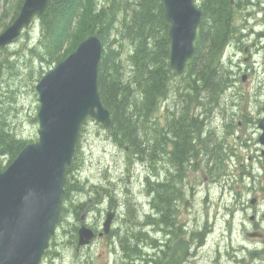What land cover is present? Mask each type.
Listing matches in <instances>:
<instances>
[{"label": "trees", "instance_id": "obj_1", "mask_svg": "<svg viewBox=\"0 0 264 264\" xmlns=\"http://www.w3.org/2000/svg\"><path fill=\"white\" fill-rule=\"evenodd\" d=\"M22 3L23 0L16 1L12 20L17 17ZM226 7L229 5L224 0H201L202 15L194 42L195 52L183 73L177 75L169 66V25L162 0H51L48 8L35 20L39 35L36 43L27 48L30 68L31 71L36 69L34 63L39 61L38 75L43 64L59 63L85 38L97 36L103 46L98 64V93L111 119L110 125L104 128L107 136L124 150H129L132 163L147 162L151 166L150 161L155 163L160 159L159 147L163 145L164 153L168 148L167 155L178 163L177 167H183L180 164L194 152L190 133L194 132L195 139L199 140L203 128L198 114L202 115V106L213 102L204 95L201 83L228 41L231 22L226 16ZM6 17L2 15L0 22ZM124 42L130 46L127 77L120 61ZM1 66L2 62L0 69ZM172 94L176 97L177 107L182 105L186 109L179 115L176 111L166 113L165 127L159 129L157 126L156 129L154 116L160 103L169 100ZM191 103L199 112L195 117L187 112ZM211 105L210 109L216 103ZM5 108L3 104L0 113V165L2 158L13 161L27 144L9 129V114ZM215 157L222 158L220 154ZM73 166L72 161L66 170L63 201H68V195L79 189V181L72 174ZM185 172L178 168L168 179H186ZM159 175L155 167L145 177L149 186L147 191L155 197Z\"/></svg>", "mask_w": 264, "mask_h": 264}, {"label": "rangeland", "instance_id": "obj_2", "mask_svg": "<svg viewBox=\"0 0 264 264\" xmlns=\"http://www.w3.org/2000/svg\"><path fill=\"white\" fill-rule=\"evenodd\" d=\"M16 1L0 0V19H2V15L7 16L0 22V33L13 21V8ZM197 2L200 5L201 0H197ZM234 26H238L237 20H234ZM38 35V26L35 24L30 25L19 37L0 50V62H2L0 69V113L3 104H5V110L7 115L9 114L10 120L9 129L16 134V137L23 139L27 144L30 141L31 143L35 142L38 138L37 115L40 104L35 87L41 77L56 65L46 66L43 64L44 71L40 70L37 75V70L41 66L39 61H35L36 69L31 71L30 55L27 48L36 43L34 41L37 40ZM129 48L127 42H124L120 61L124 68L125 77L129 76ZM20 59L22 60L19 62ZM225 69H227V66H225ZM178 79L181 80V78ZM252 80L254 81L253 84L251 83L253 87L240 91L245 97L243 99L240 96L233 97L230 92L221 93L218 104L211 109L213 111V121L210 125H204L202 130V134L207 135L208 139L211 138V141L204 143L202 139L201 145H197L198 142L194 144V150L197 153L194 158L196 168L191 171V174L188 170H186L187 173H183L186 179L193 181L192 187H196L199 191L195 199V207L199 213L197 223L200 227L207 228L209 231L216 229L213 235L214 238L222 233L227 236L230 235L231 230L228 220L231 219H227L224 206L230 205L231 208L237 206L240 212L242 204H245V212L242 214L237 213L235 216V227L239 229L235 234L236 242L241 243L253 241L245 237L242 231V228H250L253 224V221L249 220V215H255L254 222H260V229L264 231V205H260L261 211L257 214L254 210L256 206H251L249 203L254 195L258 197L259 201L264 200V155H261V149H264V146H257L256 134H250L252 130L246 131L244 135L240 134L244 128L235 130L238 121L247 122L242 116L243 114L252 118L258 116L260 107H258L254 98L258 81L256 82L254 77ZM263 101L264 97L262 96L259 102ZM10 103H12V107ZM177 105L176 97L173 94L169 97V100L160 103L159 111L154 116L156 129L157 126L159 129L165 127L166 113L176 111L179 115L186 109L182 105L179 107ZM202 110H204V106H202ZM194 111L198 113V109L194 107V104L187 109L189 115L190 112L193 115ZM208 118H210L209 114ZM232 118L235 120L231 124ZM232 126L233 130L238 132V136H241L240 139H237L234 132L231 131ZM245 143L248 145L247 148L244 147ZM219 144L220 148H216ZM213 145H216V147L213 148ZM202 147L206 152H201ZM165 151L168 152V148ZM231 151L236 152L238 156L233 159V162L225 163L224 153H230ZM219 152H221L222 158L215 157H218ZM130 158L129 151L124 150L113 139H110L102 125L90 118L83 122L77 141L76 155L73 157L72 174L79 181V188L80 184L83 183L82 181H85V184H83L85 191L79 192V189L76 188V191L68 195V201L62 200L61 216L56 234L50 241L49 249L47 254H44L42 264H77L75 252L72 250L74 248L72 241L76 222L74 218L75 207L78 201L81 200L79 195H89L91 187H100L98 192H94L97 195H100L102 188L107 190L110 195L113 193L112 190L120 192V189H122L121 197L131 195V193H124V185L128 189H136L138 181L141 182L140 179L145 180V175L151 174L153 168L157 167L159 169L157 163L159 160L155 163L150 161L151 166L147 162L143 165L136 163L134 166ZM8 160L7 157L1 159V170L11 163ZM198 163H202L201 169ZM224 186H227L226 190ZM203 197L209 199L208 205L205 203L206 200H202ZM242 222L244 224H241ZM147 231L149 234L146 249L149 253H152L150 243L158 236L151 227ZM68 242L71 246L65 249ZM88 252L90 257L98 259L97 255L100 251L95 248L92 251H85V259H87ZM102 255V259H106L105 252Z\"/></svg>", "mask_w": 264, "mask_h": 264}, {"label": "flooded vegetation", "instance_id": "obj_3", "mask_svg": "<svg viewBox=\"0 0 264 264\" xmlns=\"http://www.w3.org/2000/svg\"><path fill=\"white\" fill-rule=\"evenodd\" d=\"M224 1H227L229 5V8L226 7V16L231 22L230 33L227 35L228 41L216 60V64L205 74L204 81L211 70L215 69L207 87L203 89V81L201 88L206 98L210 101L213 99V102L205 105L202 115L198 112V119L203 127L210 125L213 121L211 103L218 104L221 93L226 92H230L233 97L245 98L240 91L253 87L251 85L254 77V80L258 81L257 88L259 87L254 92L255 102L260 107L258 116L252 118L243 114L247 122L238 121L235 130L244 128L240 132L241 135L252 130L250 134H256L257 146H264L260 140L263 134L260 123L264 118V101L259 102V99L264 97V0ZM234 20H237L238 26H234ZM193 104L190 105L193 106ZM207 113L210 118L207 117ZM189 116L195 117V111L193 115L190 112ZM234 120L232 118L230 123L232 124ZM230 129L237 139L241 138L238 132L233 130V126ZM202 130L199 140L195 139L194 132L190 133L194 141L192 142L193 147L197 142V145H201L202 139L204 143L211 141V138L208 139L207 135L202 134ZM167 146L169 147V144ZM247 146L245 143L244 147L247 148ZM217 148H220V144ZM159 152L160 179L155 183L158 193L156 197L148 193L149 186L142 179H140L141 182L138 181L136 189L123 186L124 193H131V195L121 197L122 189L120 192L112 190L113 193L110 195L103 188L100 195L94 194L100 187H91L89 195H79L81 200L75 207L76 222L72 241L74 247L72 250L75 252L77 264H166L174 246H184L185 243L186 254L179 251L178 258L172 257L173 262L174 260L179 262L170 264H264V231L260 229V222H254V214L249 215V220L253 221L250 228H242L244 236L253 241L236 242L235 234L239 229L235 227V216L237 213L245 212V204H242L240 212L237 206L233 208L229 207L230 205L224 206L227 219H231L228 220L230 235L222 233L214 238L216 229L209 231L197 223L199 213L195 207V199L199 191L196 187H192L193 181L168 179L171 173L178 168L183 171L188 170L190 174L194 171L196 168L195 150L192 154L189 153V158L185 163L180 164L183 167H177L178 163L167 155L168 152L164 153L163 145L159 147ZM201 152H205L204 148ZM261 152V155H264V149H261ZM219 154L222 156L221 152ZM224 155L226 156L225 163L233 162V159L238 156L234 151L224 153ZM135 164L133 163L134 166ZM139 164L143 165L145 162H139ZM198 164L201 169L202 163ZM82 182L79 192L85 191L83 185L85 181ZM224 187L226 190L227 186ZM202 200H206L205 203L209 204V199L203 197ZM249 203L251 206H256L254 210L258 214L261 211L260 205H264V200L259 201L254 195ZM108 217L110 221L108 227L105 228ZM149 227L158 236L150 243L152 253L146 249ZM83 229L91 232L92 238L88 244L79 246V232ZM69 246L71 245L68 242L65 249ZM94 248L100 251L97 255L98 259L90 257L89 252L85 259L84 252L92 251ZM103 252H105L106 259H102Z\"/></svg>", "mask_w": 264, "mask_h": 264}, {"label": "water", "instance_id": "obj_4", "mask_svg": "<svg viewBox=\"0 0 264 264\" xmlns=\"http://www.w3.org/2000/svg\"><path fill=\"white\" fill-rule=\"evenodd\" d=\"M51 0H24L18 16L1 33L6 47L34 22ZM169 25V66L177 74L192 58L202 12L196 0H162ZM101 40L90 35L63 61L48 71L35 89L39 98L38 140L23 147L16 158L0 170V264H40L55 233L62 208L66 169L71 164L80 127L87 118L107 128L110 114L100 101L97 87ZM207 75L203 89L212 78ZM263 131L264 118L260 123ZM107 218L105 228L108 227ZM92 238L79 232V246ZM185 255L184 246H174L166 264Z\"/></svg>", "mask_w": 264, "mask_h": 264}]
</instances>
